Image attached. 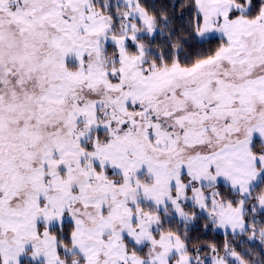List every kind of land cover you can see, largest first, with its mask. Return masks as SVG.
<instances>
[{"label": "snow or ice", "instance_id": "6c2138e0", "mask_svg": "<svg viewBox=\"0 0 264 264\" xmlns=\"http://www.w3.org/2000/svg\"><path fill=\"white\" fill-rule=\"evenodd\" d=\"M170 7L0 0V264H264V0Z\"/></svg>", "mask_w": 264, "mask_h": 264}, {"label": "trees", "instance_id": "16d2710c", "mask_svg": "<svg viewBox=\"0 0 264 264\" xmlns=\"http://www.w3.org/2000/svg\"><path fill=\"white\" fill-rule=\"evenodd\" d=\"M183 2V0H142V3L145 4L149 10L155 8L156 14L159 15V10L162 7L168 8L169 15H173L172 8L170 7L173 3H180ZM180 11L182 9H177L175 15L179 16ZM183 11H186V9H183ZM187 22V17H185V23ZM222 192L227 195V190L222 189ZM260 217H257V221L259 222ZM207 223V221L203 218L198 219L194 221L193 224L190 225V236L192 239H199L200 244L207 245L209 243H215L218 246H222L225 243V240L233 241L237 246L239 251H244L246 249H249V244L251 243L253 245L252 251L255 255L256 259H260V245L257 241L255 242H249L248 237H239L233 240V237L231 235H225V234H219L209 228L207 231L204 229V225ZM173 227H179L178 224L175 222L172 225ZM244 241V243H241V241Z\"/></svg>", "mask_w": 264, "mask_h": 264}, {"label": "rangeland", "instance_id": "374dc122", "mask_svg": "<svg viewBox=\"0 0 264 264\" xmlns=\"http://www.w3.org/2000/svg\"><path fill=\"white\" fill-rule=\"evenodd\" d=\"M194 223V222H193ZM215 232H217V233H219V234H225L224 232H223V230H221V229H217V230H214ZM258 243H259V240L257 239L256 240Z\"/></svg>", "mask_w": 264, "mask_h": 264}]
</instances>
